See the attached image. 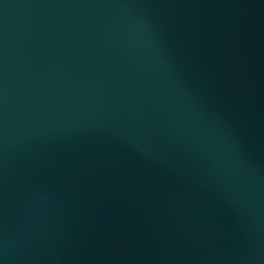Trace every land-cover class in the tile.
<instances>
[{
    "label": "water",
    "instance_id": "1",
    "mask_svg": "<svg viewBox=\"0 0 264 264\" xmlns=\"http://www.w3.org/2000/svg\"><path fill=\"white\" fill-rule=\"evenodd\" d=\"M0 264H264V0H0Z\"/></svg>",
    "mask_w": 264,
    "mask_h": 264
}]
</instances>
